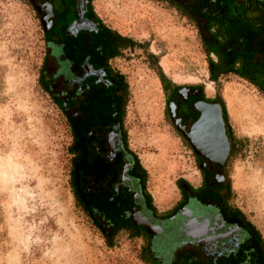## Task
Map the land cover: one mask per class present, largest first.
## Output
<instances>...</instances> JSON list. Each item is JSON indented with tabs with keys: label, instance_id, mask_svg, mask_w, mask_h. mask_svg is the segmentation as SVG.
Instances as JSON below:
<instances>
[{
	"label": "rangeland",
	"instance_id": "1",
	"mask_svg": "<svg viewBox=\"0 0 264 264\" xmlns=\"http://www.w3.org/2000/svg\"><path fill=\"white\" fill-rule=\"evenodd\" d=\"M90 7L108 28L140 43L111 65L127 84L123 140L146 171L156 210L176 202L177 178L198 180L165 112L162 71L166 86H199L223 102L235 144L226 167L229 201L264 241V92L232 73L208 80L196 29L164 2L90 0ZM37 11L29 0H0V264H149L140 238L120 230L107 245L73 198L72 136L54 101L58 85ZM74 15L66 7L58 24Z\"/></svg>",
	"mask_w": 264,
	"mask_h": 264
},
{
	"label": "flooded vegetation",
	"instance_id": "2",
	"mask_svg": "<svg viewBox=\"0 0 264 264\" xmlns=\"http://www.w3.org/2000/svg\"><path fill=\"white\" fill-rule=\"evenodd\" d=\"M37 1L50 73L57 80L58 93L70 95L78 104L95 90V103L104 100L108 92L116 96L115 75L119 71L111 62L128 48L127 43L113 38L105 29L108 27L93 13L90 0ZM70 5L75 15L58 24ZM251 47L252 76L264 77L260 70L264 44L252 40ZM164 90L169 123L198 171L194 184L177 178L179 196L169 210L158 212L148 201V192L135 171V158L127 150L114 116H103L99 111L89 130L91 155H104L119 163L113 187L129 195L123 215L138 233L131 235L123 230L142 240L149 264H175L186 254L194 264H264V242L256 227L229 201L226 167L235 144L222 101L215 93L205 95L195 85H164ZM199 117L206 118L203 126L194 125Z\"/></svg>",
	"mask_w": 264,
	"mask_h": 264
},
{
	"label": "trees",
	"instance_id": "3",
	"mask_svg": "<svg viewBox=\"0 0 264 264\" xmlns=\"http://www.w3.org/2000/svg\"><path fill=\"white\" fill-rule=\"evenodd\" d=\"M156 1L164 2L175 9L196 29L207 60L208 80L215 82L219 76L232 73L246 79L264 92V77H253L250 65L252 40L258 45L264 44V0ZM105 29L113 38L126 42L128 47L140 45L139 42L120 35L113 29ZM262 57L260 70L264 73V55ZM115 76L118 93L112 96L108 92L109 95H105L106 98L99 103L94 102L98 97L97 90L94 93L88 92L81 104L77 101L72 102L73 98L70 95L59 94L54 97L56 104L66 114L72 136L69 146L72 154L69 184L73 198L99 230L107 245H112L114 236L120 230L127 229L131 235L138 233V229L123 215V209L130 201L129 195L122 189L114 190L113 187L119 163L107 160L104 155H91L90 152L92 139L89 130L95 124L94 120L98 117L99 111L103 112V116L111 113L119 126L121 124L127 84L121 73L117 72ZM158 78L163 86L166 85L167 78L162 71L158 72ZM43 87L48 88L46 83ZM120 130L124 138V130L121 126ZM102 142L101 140V144ZM134 158L135 171L144 187L146 171L135 156ZM147 199L151 201L149 193ZM258 234L263 241L259 232ZM187 256V254L183 257L179 256L181 261L175 264H194L187 259ZM147 258L150 256L144 251L143 259L147 261Z\"/></svg>",
	"mask_w": 264,
	"mask_h": 264
},
{
	"label": "water",
	"instance_id": "4",
	"mask_svg": "<svg viewBox=\"0 0 264 264\" xmlns=\"http://www.w3.org/2000/svg\"><path fill=\"white\" fill-rule=\"evenodd\" d=\"M29 2L32 4V6L34 7V8H36L37 9V6L40 4L37 0H29ZM38 10V9H37ZM205 119L206 118H204V117H199V119H197V121L194 123V125L195 126H203L205 123H204V121H205ZM110 138V137H109ZM109 138H108V142H109V144H110V141H109ZM123 172L121 171V173H120V178L121 179H123V174H122Z\"/></svg>",
	"mask_w": 264,
	"mask_h": 264
},
{
	"label": "bare ground",
	"instance_id": "5",
	"mask_svg": "<svg viewBox=\"0 0 264 264\" xmlns=\"http://www.w3.org/2000/svg\"><path fill=\"white\" fill-rule=\"evenodd\" d=\"M3 164H2V162H1V160H0V167L2 166Z\"/></svg>",
	"mask_w": 264,
	"mask_h": 264
}]
</instances>
